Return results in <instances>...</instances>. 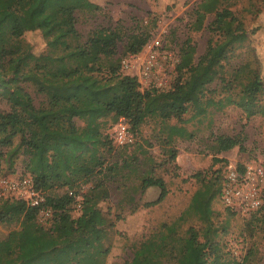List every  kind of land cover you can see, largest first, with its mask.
I'll list each match as a JSON object with an SVG mask.
<instances>
[{"label":"trees","instance_id":"1","mask_svg":"<svg viewBox=\"0 0 264 264\" xmlns=\"http://www.w3.org/2000/svg\"><path fill=\"white\" fill-rule=\"evenodd\" d=\"M231 3L234 0H199L194 5L189 30L207 28L211 37L197 57L196 45L191 36L186 37L179 48L171 87L162 90L143 87L137 76L122 71V58L140 53L151 36L147 31L130 34L118 55V44L124 39L118 24L91 30L71 69L51 72L36 64L18 80L9 78L7 66L21 52L20 37L25 32L52 31L65 24L68 31L77 33L75 11L94 12L100 6L93 0H0V176H7L5 169L13 173V164L22 155L24 174L18 177L29 176L44 195V205L52 210L51 222L44 225L38 221V207L18 201L21 220L18 228L0 237V264H105L109 249L104 241L113 225L100 206L109 196L107 182L118 180L130 201L147 187H158V198L145 206L163 199L165 181L151 169L139 176L137 184L125 180L136 170L131 165L138 159L136 152L146 153L141 144L130 158L106 162L105 153L113 149L107 129H112L119 117L126 119L134 135L145 121L153 120L159 131L156 139L164 146L176 138H192L188 122L200 124L229 105L241 108L247 116L264 115V75L258 54L253 50L250 57L228 66L236 49L248 39ZM209 16L212 19L207 21ZM243 140L241 135H218L212 148L215 154L242 148ZM167 150L174 159L176 149L169 146ZM193 176L199 186L187 206L161 228L175 234L182 222L193 216L201 224L196 234L208 243H218L217 236L227 230L229 221L227 217L221 225L215 222L220 212L213 204L220 199L223 176L219 170ZM58 189L63 191L56 192ZM79 194L82 201L78 208L75 195ZM263 219L264 201L249 216L246 229L252 233L253 224ZM232 261L229 258L221 264Z\"/></svg>","mask_w":264,"mask_h":264},{"label":"rangeland","instance_id":"2","mask_svg":"<svg viewBox=\"0 0 264 264\" xmlns=\"http://www.w3.org/2000/svg\"><path fill=\"white\" fill-rule=\"evenodd\" d=\"M93 1L99 4V10L75 11L74 27L77 33L68 31L69 26L65 24L55 26L52 31L36 29L25 32L20 37L21 52L7 66L8 77L16 81L23 71L32 69L36 64L51 72L75 67V55L84 46L89 32L97 26H122L124 39L118 44V55L130 34L147 31L153 36L162 33L166 55H162L161 64L165 70L178 57L179 48L186 37L191 36L192 43L196 45V57L203 53L211 37L207 28L189 30L191 11L199 0ZM230 8L243 22L248 39L236 49L228 66L250 57V52L255 50L264 75V0H234ZM211 19L212 16H209L207 21ZM186 126L193 131L192 138H176L171 145L161 146L156 139L158 125L149 119L140 126L134 143L118 146L113 142L112 151L105 153L108 164L120 162L124 156L130 158L129 154L136 151L137 144H141L146 153L136 152L138 159L131 162L136 170L130 173L129 179H125L127 184H137L139 176L151 169L152 174L163 178L167 189L161 201L145 206V202L158 198V187H147L130 201L118 180L107 182L109 196L100 202V206L113 225L104 241L109 249L105 264H221L229 258L242 261L241 264H264V219L253 224L250 233L246 229L250 215L230 214L220 199L213 204L214 209L220 212L215 222L221 225L227 217L229 221L227 230L219 232L218 243H208L199 232L196 234L201 224L193 216L187 217L175 234H167L161 228L163 222L172 223L187 206L190 196L199 186L193 176L195 173L211 174L219 170L223 176L229 164L242 162L260 163L264 167V115L255 113L247 116L241 108L229 105L200 124L193 120ZM109 132L111 128L107 129L110 135ZM218 135H241L244 138L242 148L235 146L215 154L212 145ZM169 146L177 151L174 159L169 156ZM3 150L6 148L3 147ZM22 159V155L16 159L13 173L5 169L7 176L24 174ZM89 185H84L81 192L84 193ZM55 191L62 192L63 189ZM18 201L14 197L0 199V237L19 227L21 214L17 211ZM51 218L52 214H39L38 221L49 225ZM248 253V259L244 260Z\"/></svg>","mask_w":264,"mask_h":264},{"label":"built area","instance_id":"3","mask_svg":"<svg viewBox=\"0 0 264 264\" xmlns=\"http://www.w3.org/2000/svg\"><path fill=\"white\" fill-rule=\"evenodd\" d=\"M164 48L162 33L151 36L140 53L122 58V71L137 76L143 87L169 89L175 77V64L178 62V57L173 59L171 67L165 70L161 64L162 55H166ZM110 136L118 146L130 145L135 141V135L124 117H119L115 122ZM263 195L264 167L262 164L242 162L227 166L220 193V200L225 208L241 215H251L263 205ZM7 197H14L28 206L38 207V216L52 214L51 208L44 205V195L34 187L32 179L27 175L0 177V199ZM75 199L76 206L79 208L82 196L75 195ZM227 264H237V262L232 261Z\"/></svg>","mask_w":264,"mask_h":264}]
</instances>
